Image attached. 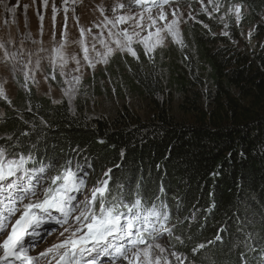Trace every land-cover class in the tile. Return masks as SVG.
Instances as JSON below:
<instances>
[{"label":"trees","instance_id":"trees-1","mask_svg":"<svg viewBox=\"0 0 264 264\" xmlns=\"http://www.w3.org/2000/svg\"><path fill=\"white\" fill-rule=\"evenodd\" d=\"M231 1L252 10L264 7V0ZM183 40L186 47L160 48L152 59L142 50L139 60L117 54L92 82L108 81L155 104L178 94L197 120L175 125L160 106L158 120L148 124L128 112L117 121L97 120L73 112L66 102L40 100L30 89L20 90L11 107L0 99L7 112L0 137L11 136L37 161H78L94 176L112 168L113 193L139 190L146 200L159 194L171 210L167 226L175 225L174 235L183 239L172 243L188 264H241L242 252L248 264H262L264 50L253 58L235 56L221 48L225 39L197 26L185 28ZM8 143L0 139V145ZM58 171L59 165L49 175ZM92 179L88 175L87 181ZM200 243L206 247L193 253Z\"/></svg>","mask_w":264,"mask_h":264},{"label":"snow or ice","instance_id":"snow-or-ice-1","mask_svg":"<svg viewBox=\"0 0 264 264\" xmlns=\"http://www.w3.org/2000/svg\"><path fill=\"white\" fill-rule=\"evenodd\" d=\"M63 2L68 4V0ZM198 2L209 18L225 7L221 0H207L211 8L205 5L204 0ZM182 3L183 0H115L110 8L111 16L105 15L106 10L101 7L103 19L95 25L96 28L102 29L98 36L92 34V28L81 27L79 32L81 37H84L85 33L92 35L93 51H96L97 39L106 51L96 52V56L101 57V60L90 59L89 47L81 40L83 60L93 69L98 62L107 63V57L117 51L127 52L139 60L134 44L142 45L145 54L152 59L156 49L163 47L164 41L169 37L180 47H186L180 29L181 23L186 22L184 11L181 9ZM43 5L47 8L48 0H43ZM188 7H191L190 3ZM243 10L242 2L233 3L229 0L224 15L234 16L235 22L239 24L243 19ZM56 11L53 6V26ZM188 16L195 19L190 12ZM40 20L43 21V16H40ZM221 22H224L223 17ZM224 26L228 27L226 23ZM204 27L208 28V25ZM104 29L107 30L111 43L104 38ZM222 34L229 35L227 31ZM62 35L66 39V15ZM6 43L12 41H0V50L3 51L5 60L15 61L18 53L9 52ZM63 48L64 44H61L52 50L56 54L55 57H50V64L53 65L50 75L53 80L56 79L57 58L60 60V75H66L64 67L68 61L63 55ZM19 54L23 55L22 52ZM31 55L33 54L28 53L29 57ZM72 59L77 65L75 71L79 72L80 59ZM31 63V59H28L22 68L18 69L16 63L11 66L13 71L23 72L25 88L28 80L37 83L35 77L29 75L28 66ZM39 66L40 61L37 59L35 67L38 69ZM45 79L47 80L48 76H45ZM72 81L78 85L81 77L74 76ZM64 82L69 84L64 94L71 100L75 97L77 89L71 81L66 79ZM0 97L8 99L3 85H0ZM22 135L28 136L29 133L24 132ZM0 139L10 142L0 145V264H41L42 260L45 264H102L101 257L109 258V264H185L187 257L176 251L172 243L174 239L182 244L183 239L174 235L175 225L167 226L172 214L168 204L159 194L151 200H146L139 190L128 193L118 190L113 193L109 187L111 169L105 171L103 178L88 188L89 173L78 161H37L31 150L27 154L20 150L18 143L13 141L11 136ZM57 165L58 174L49 175ZM87 167L91 168L92 165L87 164ZM78 196L81 198L78 199ZM48 222L63 227L59 233L62 239L40 252L38 256L30 255L33 245L26 244V237H39L40 229ZM165 235L169 238L166 245L160 243ZM248 238L253 239L251 234H248ZM220 239V236L216 237L217 241ZM244 243L249 251H256L254 245H248L247 241ZM205 247L204 243H200L192 251L198 253ZM93 253L95 257L92 256ZM245 256L242 252L241 264H248Z\"/></svg>","mask_w":264,"mask_h":264},{"label":"rangeland","instance_id":"rangeland-1","mask_svg":"<svg viewBox=\"0 0 264 264\" xmlns=\"http://www.w3.org/2000/svg\"><path fill=\"white\" fill-rule=\"evenodd\" d=\"M221 2L225 7L221 8L220 12L214 13L212 18H209L201 10L198 0H183L181 9L184 11V20L186 22H182L180 25L182 36L185 28L197 26L202 31L209 33V35L225 39V44L220 45L221 48L230 50L229 52L233 51L235 56L239 54L248 55L253 58L259 52H262L264 50V7L252 10L244 5L243 19L237 24L234 16L224 15L229 0H221ZM231 2L235 3V1ZM114 3L115 1L75 0L73 2V0H68V4L65 5L63 0H48V6L45 8L43 0H0V41L8 42L11 40L12 43H6V47L9 52L18 53L15 61L11 59L5 60L3 51L0 50V85H3L8 98L5 100L0 97V99L11 107L20 90L27 92L29 89H32L35 92L36 98L40 100H45L52 105H60L66 102L73 112L83 113L85 116H90L97 120L102 118L110 122L117 121L120 115L128 112L133 116L135 121L139 120L148 124L150 119L158 120V115L155 111L156 106L163 108V111L168 113V117L173 120V124L175 125L191 123L193 120H197L198 117L193 114L194 112H190L193 111L190 105L185 103L184 98H180L178 94H167L165 97L159 98L157 104H155L150 100H145L129 93L125 87H115L108 81L105 84L92 82L94 76L100 70L107 68L115 55L123 54L131 56L127 52L117 51L115 54L107 57V63H96L94 69L89 67L87 62L82 58L83 45L80 43L81 40L89 47L90 59L101 60V57L96 56V52L103 53L106 51L104 46L97 39L95 41L96 51H93L91 47L93 43L92 35L85 33V36L81 37L79 29L81 27L86 29L92 28V34L98 36L102 29L96 28L95 25L103 19L100 8L103 7L106 10L105 15L111 16L110 8ZM189 3L191 4L190 8L188 7ZM204 3L211 8L207 0H204ZM53 6L57 9L55 13V26H53L52 19L54 14ZM65 8H67V12H65ZM189 12L195 19L189 18ZM65 15L67 16L66 39L62 35ZM40 16H43V21L40 20ZM221 17H223V23L221 22ZM77 18L79 20L78 23ZM225 23L228 25L227 28L224 26ZM204 25H208V28H205ZM103 31L104 38L111 43L110 38L107 37V30L104 29ZM224 31H227L229 35H223ZM21 41H23L22 45ZM61 44H64L62 52L68 61L64 67L66 75H60V60L57 58L55 64L56 79L53 80L50 75L53 71L50 57H55L56 54L52 50ZM172 44L176 43L172 42L169 37L164 41V46L158 47L156 50L166 48ZM133 47L136 51H144L142 45L134 44ZM21 52L23 53L22 56L19 54ZM28 53H32L33 55L29 57ZM72 57L81 61L79 72L75 71L77 65ZM28 59L32 61L28 66L30 69L29 75L34 76L37 83L34 84L31 80H28L27 88H25L23 86L26 83L23 72L19 70L13 71L11 66L13 63H16L18 69L22 68ZM37 59L40 61L38 69L35 67ZM45 76H48L47 80ZM74 76L81 77L78 85L75 84V81H72V77ZM66 79L71 81L72 85L77 89L75 97L71 100L64 94V90L69 88V84L64 82ZM54 101H59V103H55ZM6 113L5 109L0 106V121L6 117ZM104 172H99L96 176L93 173L89 174V176L93 177L92 181L88 182L89 188L98 179L103 178ZM59 233L51 236L47 244L39 246L35 251L31 250L30 255L38 256L40 252L52 246L55 237ZM160 243L166 245L168 241L161 239ZM185 264H188L187 260Z\"/></svg>","mask_w":264,"mask_h":264}]
</instances>
